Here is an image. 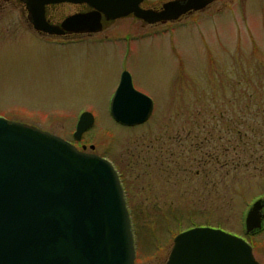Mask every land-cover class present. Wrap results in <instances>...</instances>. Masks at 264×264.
<instances>
[{
    "label": "rangeland",
    "instance_id": "374dc122",
    "mask_svg": "<svg viewBox=\"0 0 264 264\" xmlns=\"http://www.w3.org/2000/svg\"><path fill=\"white\" fill-rule=\"evenodd\" d=\"M225 1L168 25L122 17L100 39L71 42L23 31L19 8L0 7L7 22L18 19L0 36V116L94 144L114 164L135 264H165L175 236L193 226L249 237L247 212L264 198V114L248 107L264 101V0ZM124 69L155 103L135 126L110 112ZM84 111L95 123L77 141Z\"/></svg>",
    "mask_w": 264,
    "mask_h": 264
},
{
    "label": "water",
    "instance_id": "95a60500",
    "mask_svg": "<svg viewBox=\"0 0 264 264\" xmlns=\"http://www.w3.org/2000/svg\"><path fill=\"white\" fill-rule=\"evenodd\" d=\"M35 28L51 35L97 33L103 17L134 13L149 22L176 20L209 0H172L160 11L141 0H21ZM211 1V0H210ZM87 4L93 9L50 22L45 7ZM154 100L124 70L110 104L114 120L135 126L149 120ZM95 123L84 111L73 134L80 141ZM38 126L0 116V264H135L132 218L114 164L94 151ZM264 198L246 215L249 233L262 226ZM235 252V254H234ZM259 264L240 236L212 227L180 232L166 264Z\"/></svg>",
    "mask_w": 264,
    "mask_h": 264
},
{
    "label": "flooded vegetation",
    "instance_id": "af4514ba",
    "mask_svg": "<svg viewBox=\"0 0 264 264\" xmlns=\"http://www.w3.org/2000/svg\"><path fill=\"white\" fill-rule=\"evenodd\" d=\"M169 1H172V0H141L140 7L143 9H151V10L160 11L163 9L164 4ZM225 4H226L225 0H211V1L209 0L207 4L205 5V7L201 10H190L186 12L185 14L181 15L176 20L160 21V22H154V23L149 22L143 18H139L134 13H131L130 15L125 16V17H129V16L132 17L136 21H139L141 26L146 28V27H153V26H158V25L160 26V25L178 23L184 18L192 17L198 13H205V12H209L212 10L219 12V10L221 11ZM6 5H13L15 6V8H19L20 14H21L20 26L22 27L23 31L27 29L43 38H59V39H63L64 42H71V41L80 40V39H100V36L104 34L105 30L107 29V26L115 24V22L118 19L122 18L121 17V18H117L113 20H106L105 17H103V29L102 31L97 32V33L91 32V33H72V34H64V35H51L47 32L40 31L35 28L34 24L31 22L29 18V13H28V10L24 2H22L21 0H0V7L1 6L4 7ZM66 6L71 7L69 12L66 11ZM92 9L93 8L87 4H75V3H67V2L49 4L45 7V15L50 22L59 24L66 16L70 14L87 12V11H91ZM7 20L9 19L6 17H0V36H8V35L12 36L14 33V31L12 30L15 28L14 24L16 25L18 23L17 17L13 19L16 22H14L12 19L11 20L13 22H10V21L7 22ZM124 70H127V69H124ZM194 227H212V228L224 230L220 226L213 227V226H205V225L199 226L198 225V226H193L191 228H194ZM248 234H249V237H244V239L250 244L253 256L255 257V259L257 260L259 264H264V242L261 240V237L264 236V207L262 208L261 228L255 229L249 232ZM235 235L243 237L239 234H235ZM173 244H174V240H173ZM173 244H172V247H173ZM209 264H215V263L209 262ZM223 264H225V262H223Z\"/></svg>",
    "mask_w": 264,
    "mask_h": 264
},
{
    "label": "trees",
    "instance_id": "16d2710c",
    "mask_svg": "<svg viewBox=\"0 0 264 264\" xmlns=\"http://www.w3.org/2000/svg\"><path fill=\"white\" fill-rule=\"evenodd\" d=\"M246 73L243 75V77L241 78V79H247L246 78ZM253 77V76H252ZM252 77L250 76L249 78H250V80H252ZM253 81V80H252ZM244 87V86H243ZM248 95H250V97L249 98H253V97H251V95H252V93H250V94H248ZM253 106H257L258 107V109H255L256 111H255V114H257V115H260V114H264V108H262V107H264V101H262L260 104H256V103H251V105H248V107H253ZM245 111H247V110H245ZM251 111H252V109H251ZM249 111H247V112H244V113H248Z\"/></svg>",
    "mask_w": 264,
    "mask_h": 264
}]
</instances>
